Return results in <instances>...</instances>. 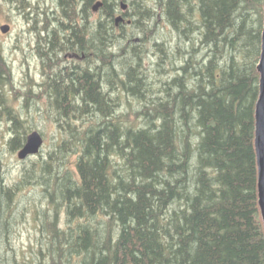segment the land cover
<instances>
[{
	"label": "trees",
	"instance_id": "16d2710c",
	"mask_svg": "<svg viewBox=\"0 0 264 264\" xmlns=\"http://www.w3.org/2000/svg\"><path fill=\"white\" fill-rule=\"evenodd\" d=\"M96 1L95 32L84 38L76 13L87 25ZM122 1L57 0L69 37L85 48L94 42L95 64L76 77L60 74V84L38 83L33 94L49 89L63 133L32 166L48 180L38 264H264L254 148L264 0H130L121 11L134 17L129 41L136 30L143 36L129 51L113 32ZM157 14L184 46H175L174 66V54L155 42L160 64L171 58L175 72L153 91L141 59ZM9 84L0 53V116L11 122L7 143L16 150L27 130L6 96ZM123 95L139 101L130 116ZM70 153L75 179L63 166ZM15 192L0 174V220Z\"/></svg>",
	"mask_w": 264,
	"mask_h": 264
},
{
	"label": "rangeland",
	"instance_id": "374dc122",
	"mask_svg": "<svg viewBox=\"0 0 264 264\" xmlns=\"http://www.w3.org/2000/svg\"><path fill=\"white\" fill-rule=\"evenodd\" d=\"M122 2L127 5L125 10H128L130 0ZM121 11L120 7V10L115 14V18L121 15L122 19L117 24L115 23L113 32L122 33V37H119L120 42L123 47L126 45L129 51L130 46L142 42L140 38L143 35L139 30H136L137 39L129 41L134 17L123 16ZM98 16V10L91 12L92 20H96ZM156 18V23L152 21L149 24L153 32L143 41L141 59L142 65L146 69L148 85L152 87L153 91H157L159 80H165L175 72L171 69L173 64L177 66L181 61L176 55L175 46L178 43L184 46L182 40H178L176 31L165 21L164 16L157 14ZM59 20L67 22L62 17L57 0H0V26L9 25L7 32L0 30V53L10 66L13 82L12 88L10 84L6 87V96L9 103L15 108L16 111H14L23 120L22 124L26 128L27 134L32 130H37L43 138V144L37 154L28 156L24 160L19 159L17 152L20 148L13 150L7 143L12 136L9 130L11 122L5 120L4 116H0V174L4 184L15 185L16 190L10 200L9 207L5 209L0 220V225H2L0 226V256L8 261L7 264L22 262L38 264L35 252L44 245V239H40L39 236L38 226L39 220L43 219V211L47 208V197L42 187L48 184V180L42 178V172L38 173L32 169V166L34 162L42 161L47 157L48 152L61 142L63 133L54 123L55 115L53 114L54 109L50 105L52 98L48 95L49 89H47L48 91L43 90L41 96L33 94H38L40 91L37 84H41L43 80L41 72L45 68L44 64L40 63L43 61L42 52L45 50V46L43 47L45 39L42 38L44 32L40 31V26L43 23L49 26H51L50 24L56 25L57 21L59 24ZM120 24L123 25L122 28ZM33 25L36 26L34 30L32 29ZM155 42L164 43L167 53L174 54L173 64L171 58H166L162 65L160 64V51ZM58 58L61 60L62 56L60 55ZM68 61L69 59L65 58L63 64L72 65ZM61 64L59 63L57 66ZM30 85H32V92L29 93V97L23 98L24 92ZM19 92L21 93L19 94ZM16 95H18L17 98H15ZM135 98L136 96L130 95H123L120 98V108L128 116L132 115V110L140 109L139 101ZM56 155L61 156L60 154ZM76 157L75 153H70L64 155L63 159V166L68 169L73 179L77 177ZM68 264H77V261H71Z\"/></svg>",
	"mask_w": 264,
	"mask_h": 264
},
{
	"label": "flooded vegetation",
	"instance_id": "af4514ba",
	"mask_svg": "<svg viewBox=\"0 0 264 264\" xmlns=\"http://www.w3.org/2000/svg\"><path fill=\"white\" fill-rule=\"evenodd\" d=\"M79 10H77L76 14H80V16H82V13H78ZM89 15V23H87V25L83 24V16H77L76 22L78 25L84 26V31L86 33L84 38L89 37L90 39L93 37V32H95L96 20L91 19V13H89ZM60 23L66 24L69 22H63L62 20H59V24L57 21L56 25L50 24L51 26H49L46 23H43L40 26V31L42 30V32H44L42 38L45 39L43 45V47L45 46V50H43L42 52L43 61L40 62L45 66V68L41 72L43 75L42 82L56 80V82L60 84V81H58L60 74H74L73 77H76L78 72L77 70L79 68L86 69L87 67H89V70H91L93 63L95 62L94 42H90L89 46L85 48V45L81 43L78 37H69L71 34L70 28H67ZM35 27L36 26L33 25L32 29L34 30ZM61 28H64V31H61ZM60 55L62 56L61 60L58 58ZM65 58L69 59L68 63H71L72 65L63 64V60ZM59 63L62 64L60 66H57ZM62 89L64 90L65 88ZM67 97L70 100V97L68 95ZM73 98L74 100H78L77 97Z\"/></svg>",
	"mask_w": 264,
	"mask_h": 264
},
{
	"label": "water",
	"instance_id": "95a60500",
	"mask_svg": "<svg viewBox=\"0 0 264 264\" xmlns=\"http://www.w3.org/2000/svg\"><path fill=\"white\" fill-rule=\"evenodd\" d=\"M101 6L100 1H96L92 7V10L96 11ZM126 4L121 2V9H126ZM122 19V16H118L115 19V23ZM2 32L9 30L8 24L0 26ZM259 73L258 79V97L254 106V148L257 165V198L260 215L264 229V18L261 32V47L259 60L256 65ZM43 144V138L37 130H32L26 135L23 146L18 150L17 156L19 159H25L28 156L35 155L39 152Z\"/></svg>",
	"mask_w": 264,
	"mask_h": 264
},
{
	"label": "bare ground",
	"instance_id": "6f19581e",
	"mask_svg": "<svg viewBox=\"0 0 264 264\" xmlns=\"http://www.w3.org/2000/svg\"><path fill=\"white\" fill-rule=\"evenodd\" d=\"M63 6H64V5H63ZM65 16H66V15H65ZM27 158H28V157H27ZM22 160H24V159H22ZM22 160H21V161H22Z\"/></svg>",
	"mask_w": 264,
	"mask_h": 264
}]
</instances>
